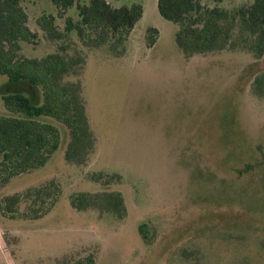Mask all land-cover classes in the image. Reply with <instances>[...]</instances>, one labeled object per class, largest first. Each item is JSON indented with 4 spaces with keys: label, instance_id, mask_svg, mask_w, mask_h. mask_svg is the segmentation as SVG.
<instances>
[{
    "label": "rangeland",
    "instance_id": "obj_1",
    "mask_svg": "<svg viewBox=\"0 0 264 264\" xmlns=\"http://www.w3.org/2000/svg\"><path fill=\"white\" fill-rule=\"evenodd\" d=\"M22 1L39 34L36 44L21 42L22 54L58 50L62 41L48 40L37 24L56 6ZM108 1L141 4L144 14L123 55L108 46L87 51L81 80L94 151L83 164L68 161L70 131L52 119L62 131L59 149L0 187V204L52 180L61 193L38 218L24 216L35 213L31 198L14 218L0 207V264H59L71 254H94L95 264H264V95L254 90L257 78L264 83V57L240 48L188 59L158 0ZM252 1L202 0L231 11ZM68 14L78 18L76 7ZM233 25L240 42L239 20ZM150 27L158 30L152 46ZM70 38L82 47L75 32ZM7 81L0 74V114H9ZM101 191L122 194L123 218L72 204L74 195Z\"/></svg>",
    "mask_w": 264,
    "mask_h": 264
},
{
    "label": "trees",
    "instance_id": "obj_2",
    "mask_svg": "<svg viewBox=\"0 0 264 264\" xmlns=\"http://www.w3.org/2000/svg\"><path fill=\"white\" fill-rule=\"evenodd\" d=\"M51 1L57 14L43 13L37 24L48 40L62 43L58 50L43 57H27L21 52V42L36 44L39 34L30 27L22 0H0V74L8 76L2 99L9 111L0 114V187L15 176L44 166L59 149L62 131L53 120L70 131L66 159L77 164L89 159L96 137L87 115L81 80L87 51L108 46L114 55H123L126 41L144 14L141 4L116 7L108 0ZM74 7L77 19L68 14ZM158 9L165 19L178 25L176 42L188 59L240 48L256 58L264 57V0H253L234 11L208 6L202 0H158ZM58 18L64 19L63 27L58 25ZM237 19L243 35L240 42L234 40L233 21ZM73 32L81 48L68 42ZM157 34L156 28L148 29L150 46L155 44ZM71 76L79 78L73 80ZM255 83L254 90L263 96L262 79L257 78ZM59 193V184L52 180L24 193L6 195L0 207L5 215L14 218L24 198H31L30 208L35 213L24 216L38 218L45 213L47 201L54 204ZM71 200L78 210L96 208L115 213L119 218L125 215V201L120 192L80 193ZM1 244L6 245L3 240ZM58 263L95 264V255H66Z\"/></svg>",
    "mask_w": 264,
    "mask_h": 264
}]
</instances>
